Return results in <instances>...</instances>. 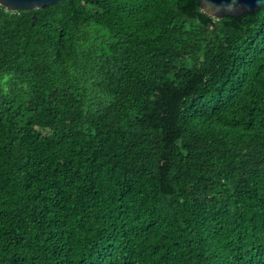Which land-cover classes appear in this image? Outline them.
Wrapping results in <instances>:
<instances>
[{"label": "trees", "instance_id": "16d2710c", "mask_svg": "<svg viewBox=\"0 0 264 264\" xmlns=\"http://www.w3.org/2000/svg\"><path fill=\"white\" fill-rule=\"evenodd\" d=\"M0 264H264V5H0Z\"/></svg>", "mask_w": 264, "mask_h": 264}, {"label": "water", "instance_id": "95a60500", "mask_svg": "<svg viewBox=\"0 0 264 264\" xmlns=\"http://www.w3.org/2000/svg\"><path fill=\"white\" fill-rule=\"evenodd\" d=\"M61 0H0V5L12 10L41 9ZM264 5V0H201V7L218 19L255 12Z\"/></svg>", "mask_w": 264, "mask_h": 264}]
</instances>
